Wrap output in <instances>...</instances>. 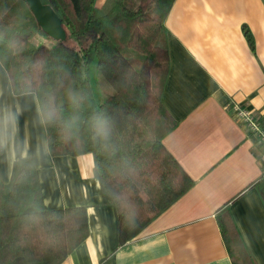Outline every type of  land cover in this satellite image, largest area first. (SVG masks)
Returning <instances> with one entry per match:
<instances>
[{
  "label": "trees",
  "instance_id": "16d2710c",
  "mask_svg": "<svg viewBox=\"0 0 264 264\" xmlns=\"http://www.w3.org/2000/svg\"><path fill=\"white\" fill-rule=\"evenodd\" d=\"M174 2L49 0L69 40L38 45L36 36H51L29 2L0 0V63L13 91L37 95L50 156L93 155L120 245L193 185L164 143L176 126L162 102ZM99 74L114 90L106 98ZM228 215L219 220L235 264H256ZM88 235L87 207L47 209L34 157L17 158L9 182L0 180V264H60Z\"/></svg>",
  "mask_w": 264,
  "mask_h": 264
},
{
  "label": "crops",
  "instance_id": "0c3cea01",
  "mask_svg": "<svg viewBox=\"0 0 264 264\" xmlns=\"http://www.w3.org/2000/svg\"><path fill=\"white\" fill-rule=\"evenodd\" d=\"M165 30L162 102L176 126L164 143L193 185L123 245L93 155L50 156L37 95L15 94L0 63V180L33 156L47 209L87 207L89 235L60 264H235L225 212L264 264V144L233 109H249L264 127V0H175Z\"/></svg>",
  "mask_w": 264,
  "mask_h": 264
},
{
  "label": "water",
  "instance_id": "95a60500",
  "mask_svg": "<svg viewBox=\"0 0 264 264\" xmlns=\"http://www.w3.org/2000/svg\"><path fill=\"white\" fill-rule=\"evenodd\" d=\"M37 17L42 29L52 38L63 41L67 38V32L62 20L53 9L49 0H27Z\"/></svg>",
  "mask_w": 264,
  "mask_h": 264
},
{
  "label": "built area",
  "instance_id": "2783aa9c",
  "mask_svg": "<svg viewBox=\"0 0 264 264\" xmlns=\"http://www.w3.org/2000/svg\"><path fill=\"white\" fill-rule=\"evenodd\" d=\"M233 109L238 114L239 118L249 126L251 131L257 135L264 144V127L256 120L253 113L249 109L238 104H235Z\"/></svg>",
  "mask_w": 264,
  "mask_h": 264
},
{
  "label": "rangeland",
  "instance_id": "374dc122",
  "mask_svg": "<svg viewBox=\"0 0 264 264\" xmlns=\"http://www.w3.org/2000/svg\"><path fill=\"white\" fill-rule=\"evenodd\" d=\"M66 40H69L68 36ZM34 42L38 45L41 44L53 45L55 43V40L49 36H36L34 38ZM98 78H99V83L101 86L103 98H106L107 96L111 95L114 92V90L102 74H99Z\"/></svg>",
  "mask_w": 264,
  "mask_h": 264
}]
</instances>
